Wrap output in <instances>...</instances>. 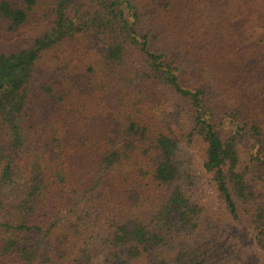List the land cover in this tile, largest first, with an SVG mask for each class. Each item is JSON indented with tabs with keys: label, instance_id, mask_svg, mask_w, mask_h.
Listing matches in <instances>:
<instances>
[{
	"label": "trees",
	"instance_id": "obj_1",
	"mask_svg": "<svg viewBox=\"0 0 264 264\" xmlns=\"http://www.w3.org/2000/svg\"><path fill=\"white\" fill-rule=\"evenodd\" d=\"M35 1L0 0V29L21 33ZM46 17L21 42L0 47V264H93L92 252L99 250L106 264H218L235 243L229 221L239 218V208L264 256V119L220 110L219 87L202 65L208 80L185 85L183 67L139 24L130 0H53ZM74 41L90 45L94 55L82 79L111 81L114 112L101 145L70 135L71 128L84 129L73 100L81 80L59 86L42 74L46 55ZM128 52L140 62L123 71ZM218 70L225 74L224 67ZM173 97L183 103L180 117L161 109L176 107ZM31 110L45 124L65 118L71 128L56 136L49 124L38 134L40 124H29ZM237 141L249 145L244 161ZM193 143L203 146L217 209L197 198ZM72 151L79 157L70 169ZM130 179L157 192L154 204L140 208L128 195L125 203L135 214L116 216L117 201L109 206L112 215L99 216L103 196L119 180L125 192ZM80 210L83 215L71 218ZM88 212L94 222H85L91 227L77 236Z\"/></svg>",
	"mask_w": 264,
	"mask_h": 264
},
{
	"label": "rangeland",
	"instance_id": "obj_2",
	"mask_svg": "<svg viewBox=\"0 0 264 264\" xmlns=\"http://www.w3.org/2000/svg\"><path fill=\"white\" fill-rule=\"evenodd\" d=\"M130 1L138 11L139 24L156 34L158 48L168 53L183 67L182 80L187 83L185 85L191 86L200 79L208 80L200 74L202 70L199 66L202 65L207 70L211 83H216L219 87L216 88L214 99L220 110L235 108L244 114L246 111H251L264 119V0ZM52 2L53 0H36L21 33L9 34L0 29V47L21 42L28 34L27 32L35 29L48 18L46 16ZM198 34H201L200 38ZM96 49L93 48V50ZM89 60L93 65L94 55L90 45L86 47L79 41L68 42L64 47L50 51L46 55L43 65L47 67L42 74L50 75V80L55 81L56 85L64 86V81L67 79L81 80L79 94L74 95L73 100L78 111L79 123L84 129L71 128L72 124L65 118H61L59 124H45V117L41 118L42 121L37 120L36 111L31 110V117L35 116L29 124L31 126L32 122L40 124L35 126L38 134L42 132L44 126L50 124L53 129L54 127L58 129L55 130L56 136L67 133L71 128L74 131L70 133L71 136L85 137L93 142L97 141L100 145L105 140L110 113L114 112L110 108L114 99L110 92L111 81L88 76L86 79L91 84L83 80L81 74L85 72ZM139 62V57L128 52L126 65L122 67V70L129 66L133 69ZM218 66L224 67V75L221 76ZM97 74L95 76H98ZM207 87L211 90L208 82ZM59 91L68 93V90L63 91L60 88ZM131 94V92L128 93V95ZM173 98L171 101L176 100L175 97ZM126 99V103H129L128 96ZM174 103L176 107L170 104L168 107L165 105L161 108L168 117L170 114L173 118L180 117L177 114L178 110L183 112L182 101L176 100ZM32 141L36 146L40 145L36 137H33ZM248 148L247 143L237 141V149L242 161L246 159ZM71 153L74 158L70 162V169H73L76 166L77 154L76 151ZM202 154L203 146L193 143L196 195L200 203L217 209L219 203L216 200L214 183L202 167ZM139 182L143 181L128 180L126 191L121 192L122 181L119 180L116 188L103 196L105 198L99 202L102 207L97 208L95 212L99 216H101L100 211L104 215L107 212L111 214L109 206L119 201L120 205L113 206L116 216L135 214L125 203L128 195L134 198V205L140 208L146 209L145 205L154 204L157 192L151 187H144ZM97 205L92 204L93 207ZM83 212L84 210H80L79 214L74 213L76 216L71 218L78 219ZM243 214L244 210L239 208V218L229 221V233L235 243L231 244L230 250L223 252L224 254L221 255L223 262L220 261L218 264H264L263 253L257 248ZM93 216L91 212L86 213L87 218H82V222L76 227L77 236L81 237V233L91 227V224H85V222H94ZM36 220L41 221V219ZM91 262L106 264L105 253L101 250L92 252ZM8 264H15V262H8Z\"/></svg>",
	"mask_w": 264,
	"mask_h": 264
}]
</instances>
